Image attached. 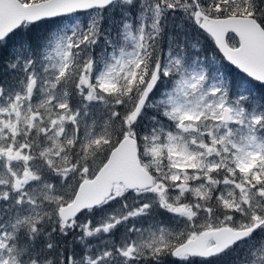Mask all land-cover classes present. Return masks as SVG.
<instances>
[{
    "label": "snow or ice",
    "instance_id": "1",
    "mask_svg": "<svg viewBox=\"0 0 264 264\" xmlns=\"http://www.w3.org/2000/svg\"><path fill=\"white\" fill-rule=\"evenodd\" d=\"M0 264H264V0H0Z\"/></svg>",
    "mask_w": 264,
    "mask_h": 264
}]
</instances>
